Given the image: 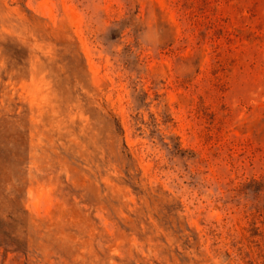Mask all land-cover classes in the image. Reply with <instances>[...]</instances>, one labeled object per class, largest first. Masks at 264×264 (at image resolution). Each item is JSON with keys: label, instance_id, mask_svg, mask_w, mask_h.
<instances>
[{"label": "rangeland", "instance_id": "obj_1", "mask_svg": "<svg viewBox=\"0 0 264 264\" xmlns=\"http://www.w3.org/2000/svg\"><path fill=\"white\" fill-rule=\"evenodd\" d=\"M0 264H264V0H0Z\"/></svg>", "mask_w": 264, "mask_h": 264}]
</instances>
